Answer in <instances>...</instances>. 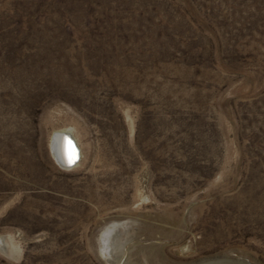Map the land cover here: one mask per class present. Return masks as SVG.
I'll return each instance as SVG.
<instances>
[{"label":"rangeland","instance_id":"obj_1","mask_svg":"<svg viewBox=\"0 0 264 264\" xmlns=\"http://www.w3.org/2000/svg\"><path fill=\"white\" fill-rule=\"evenodd\" d=\"M0 264H264V0H0Z\"/></svg>","mask_w":264,"mask_h":264},{"label":"water","instance_id":"obj_2","mask_svg":"<svg viewBox=\"0 0 264 264\" xmlns=\"http://www.w3.org/2000/svg\"><path fill=\"white\" fill-rule=\"evenodd\" d=\"M59 131V130H58ZM56 131L53 132L52 134V137L54 135H58V133L55 134ZM59 136H60V142H62V149L64 151H68L69 153V142L71 143V147L75 149V158H74V162L70 163L69 162V154L66 155L64 154L62 151H61V148H60V153H61V157H57L56 154H53V157L55 159V161L61 166V167H64V168H70V167H73L79 160V156H80V149L74 139V137L72 136V134L70 132H60L59 133ZM52 137H51V140H52ZM64 145V146H63Z\"/></svg>","mask_w":264,"mask_h":264},{"label":"bare ground","instance_id":"obj_3","mask_svg":"<svg viewBox=\"0 0 264 264\" xmlns=\"http://www.w3.org/2000/svg\"><path fill=\"white\" fill-rule=\"evenodd\" d=\"M60 132H70V131H68V130H59V131H56L55 132V134L56 133H58V135H54L53 137H52V140H51V149H52V153L53 154H56V156L57 157H61V153H60V148H61V151L63 152L64 150L62 149V142H60V136H59V133ZM75 139V138H74ZM61 145V146H60ZM64 146V145H63ZM65 152V153H64ZM63 153L64 154H66V155H68L69 153H68V151L66 150V151H64ZM80 155H81V152H80ZM79 159H80V156H79ZM78 162H79V160H78ZM77 162V163H78ZM76 163V164H77ZM75 164V165H76ZM74 165V166H75Z\"/></svg>","mask_w":264,"mask_h":264},{"label":"snow or ice","instance_id":"obj_4","mask_svg":"<svg viewBox=\"0 0 264 264\" xmlns=\"http://www.w3.org/2000/svg\"><path fill=\"white\" fill-rule=\"evenodd\" d=\"M75 158V149L71 147V143L69 142V162H74Z\"/></svg>","mask_w":264,"mask_h":264}]
</instances>
